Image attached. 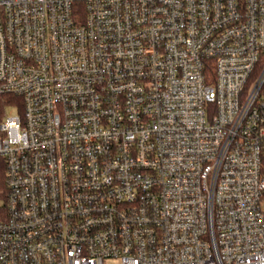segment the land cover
<instances>
[{
	"label": "built area",
	"instance_id": "built-area-1",
	"mask_svg": "<svg viewBox=\"0 0 264 264\" xmlns=\"http://www.w3.org/2000/svg\"><path fill=\"white\" fill-rule=\"evenodd\" d=\"M2 96L0 264H264V0H0Z\"/></svg>",
	"mask_w": 264,
	"mask_h": 264
},
{
	"label": "trees",
	"instance_id": "trees-1",
	"mask_svg": "<svg viewBox=\"0 0 264 264\" xmlns=\"http://www.w3.org/2000/svg\"><path fill=\"white\" fill-rule=\"evenodd\" d=\"M14 97H0V111H3L7 106H13L14 101L8 100ZM16 100L21 101V98H16ZM16 104V102H15ZM6 192V182H5V165L3 161L0 160V196Z\"/></svg>",
	"mask_w": 264,
	"mask_h": 264
},
{
	"label": "rangeland",
	"instance_id": "rangeland-1",
	"mask_svg": "<svg viewBox=\"0 0 264 264\" xmlns=\"http://www.w3.org/2000/svg\"><path fill=\"white\" fill-rule=\"evenodd\" d=\"M5 113L6 116H15L17 115L18 111L14 107H7Z\"/></svg>",
	"mask_w": 264,
	"mask_h": 264
}]
</instances>
